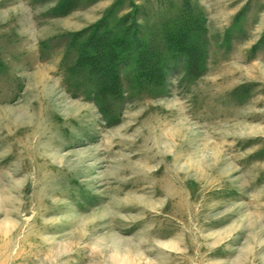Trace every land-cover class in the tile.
Returning a JSON list of instances; mask_svg holds the SVG:
<instances>
[{
  "label": "rangeland",
  "instance_id": "374dc122",
  "mask_svg": "<svg viewBox=\"0 0 264 264\" xmlns=\"http://www.w3.org/2000/svg\"><path fill=\"white\" fill-rule=\"evenodd\" d=\"M0 264H264V0H0Z\"/></svg>",
  "mask_w": 264,
  "mask_h": 264
}]
</instances>
